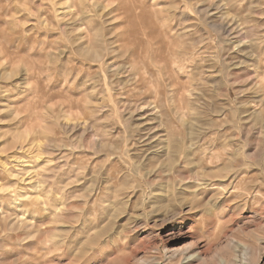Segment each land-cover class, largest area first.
I'll return each instance as SVG.
<instances>
[{
  "label": "rangeland",
  "instance_id": "374dc122",
  "mask_svg": "<svg viewBox=\"0 0 264 264\" xmlns=\"http://www.w3.org/2000/svg\"><path fill=\"white\" fill-rule=\"evenodd\" d=\"M0 264H264V0H0Z\"/></svg>",
  "mask_w": 264,
  "mask_h": 264
}]
</instances>
